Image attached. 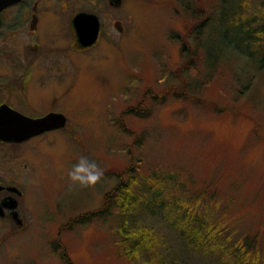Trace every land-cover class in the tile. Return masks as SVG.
<instances>
[{"label": "rangeland", "instance_id": "374dc122", "mask_svg": "<svg viewBox=\"0 0 264 264\" xmlns=\"http://www.w3.org/2000/svg\"><path fill=\"white\" fill-rule=\"evenodd\" d=\"M223 1H125L119 14L131 22L115 33L124 49L93 53L72 72L56 104L67 130L46 137L45 176L23 200L28 224L0 221V264H232L190 248L175 220L190 204L233 241L258 234L255 264H264V65L220 48L212 67L191 33ZM261 5L248 6L262 18ZM82 156L103 170L94 186L69 179ZM131 174L149 192L125 211L106 196ZM122 226L153 234L136 262L119 255Z\"/></svg>", "mask_w": 264, "mask_h": 264}, {"label": "flooded vegetation", "instance_id": "af4514ba", "mask_svg": "<svg viewBox=\"0 0 264 264\" xmlns=\"http://www.w3.org/2000/svg\"><path fill=\"white\" fill-rule=\"evenodd\" d=\"M125 1L0 0V109L35 120L50 113L69 118L67 109L56 104L73 88L72 72L93 53L109 52L112 45L118 52L124 49L118 39L126 36L131 22L119 14ZM7 113L1 118L13 114ZM67 126L68 119L63 128L36 132L21 141L0 139V221L4 224L14 228L28 224L22 215L23 200L36 190L30 192L26 186L42 182L45 176L46 137ZM12 198L17 199L16 208Z\"/></svg>", "mask_w": 264, "mask_h": 264}, {"label": "trees", "instance_id": "16d2710c", "mask_svg": "<svg viewBox=\"0 0 264 264\" xmlns=\"http://www.w3.org/2000/svg\"><path fill=\"white\" fill-rule=\"evenodd\" d=\"M250 2L252 0H236L230 4L228 0H224L216 9L217 16L215 14L212 19L210 14L206 15L191 32L196 34L198 47L207 52V61L211 62L212 67L219 63L220 48L237 51L238 59L247 57L254 64L264 65V0L260 11L262 18L259 12L251 13L248 6ZM206 26L207 30H212L211 36L203 38ZM189 64L193 67L191 62ZM134 177L131 174L128 180L119 181L113 191L106 196L107 199L113 198L125 211L134 207V203L141 199L140 194L146 196L149 192L143 186L140 188ZM160 194L159 191L155 196L159 197ZM190 205V208L182 209L175 219L178 225H185L181 231L190 248L208 256L229 257V260L233 261L232 264H255L258 260V234L233 241L229 234H225L226 225L223 222L220 223L213 215L210 216L211 212L203 213L198 209V205ZM124 228V226L120 228V239L117 241L119 255L133 258V262H136L141 251L154 245L151 237L153 234L145 228L137 230ZM165 260L167 259L164 257L157 259L149 257L146 263L141 264H171Z\"/></svg>", "mask_w": 264, "mask_h": 264}, {"label": "water", "instance_id": "95a60500", "mask_svg": "<svg viewBox=\"0 0 264 264\" xmlns=\"http://www.w3.org/2000/svg\"><path fill=\"white\" fill-rule=\"evenodd\" d=\"M81 18V16L79 17ZM80 20V19H79ZM97 35V34H96ZM96 37V36H95ZM92 41L93 38H92ZM11 111L13 114L9 115L7 118H1V114ZM10 122L12 124H10ZM67 118L63 113H50L47 116L40 119H32L24 116L12 109H0V139L10 140V141H21L31 137L32 135L57 128H63L66 126ZM13 201L12 208L17 207V199L12 198ZM19 213L15 211L14 217L19 224L22 220L19 219Z\"/></svg>", "mask_w": 264, "mask_h": 264}, {"label": "clouds", "instance_id": "9594fccd", "mask_svg": "<svg viewBox=\"0 0 264 264\" xmlns=\"http://www.w3.org/2000/svg\"><path fill=\"white\" fill-rule=\"evenodd\" d=\"M103 176V170L93 160L90 161L87 157H80L78 162L73 165L69 172V179L72 183L78 184L80 187L94 186Z\"/></svg>", "mask_w": 264, "mask_h": 264}]
</instances>
